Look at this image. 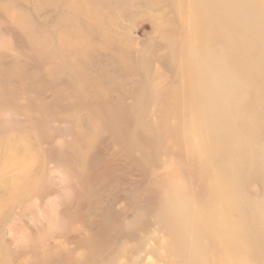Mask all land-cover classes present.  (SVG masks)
Masks as SVG:
<instances>
[{
  "label": "rangeland",
  "instance_id": "obj_1",
  "mask_svg": "<svg viewBox=\"0 0 264 264\" xmlns=\"http://www.w3.org/2000/svg\"><path fill=\"white\" fill-rule=\"evenodd\" d=\"M210 2L0 0V264H264V4Z\"/></svg>",
  "mask_w": 264,
  "mask_h": 264
},
{
  "label": "bare ground",
  "instance_id": "obj_2",
  "mask_svg": "<svg viewBox=\"0 0 264 264\" xmlns=\"http://www.w3.org/2000/svg\"><path fill=\"white\" fill-rule=\"evenodd\" d=\"M210 6L204 7L201 10V14L203 15V17H205V21L207 22H212L215 23L216 28L211 25L210 23H208L210 25V29L209 31L205 32L206 34H208L206 36V41L208 42H213L214 40V35L217 34L216 32L219 31L221 33V28H222V24H221V20L219 18L220 14L223 15L224 12L228 11L231 9V7H235L240 13L244 14L241 11H248L249 7L248 5H246V0H210ZM216 2V3H214ZM217 4V5H215ZM261 4H264V0H261ZM88 13L90 14V16H92L93 18L95 17V13L92 11H88ZM260 18L262 19L261 24L262 26H264V14L262 13L260 15ZM208 24L206 23V25L208 26ZM242 25L241 23L238 24V28H240ZM247 31V35L249 33V30L246 28ZM204 35V34H203ZM248 52H249V48L246 50V59L245 62H247L249 60V56H248ZM241 61V58L237 60V63ZM236 63V61H234ZM249 63L247 62V64L245 65V68L239 71V75H237L236 72H229L228 74V79L231 82H240V83H246L248 81V77H250V68L248 67ZM248 85V84H247ZM203 89V88H202ZM217 103H219L217 106L219 107L217 109L218 113L224 112L226 110L225 105L220 101H217ZM202 139V137H200ZM179 183H183L182 180L179 181ZM177 193L183 195L184 197H176L180 200L173 202L172 206H177L178 207V211H176V213L178 214V212H184L186 208H190V210H193L194 213H191L196 215L197 217H199L200 219H194L193 221H191L189 224L187 225H180L177 224L176 226L172 227V230L167 231L169 237L172 239L174 237H177L179 235V233L181 231H190L191 233H193L197 227L201 228V231L204 229V231L207 232V235H210V233H213L216 235L217 230H220L219 228L222 229V231L224 230V236L227 238H231L232 241H234V237H233V232L231 231V228L227 227L228 225H223V223L220 221L219 218H214L212 219L211 217H208V214L206 215L205 213L199 212L198 210H196L194 207H196L197 202H195L194 200H192L191 202L188 201L189 196L187 194H182L179 191L175 190ZM176 193V194H177ZM177 194V195H179ZM180 196V195H179ZM221 198V194L219 193V199ZM207 202V201H204ZM168 219H170V215L167 216ZM229 224V223H228ZM230 225V224H229ZM239 231V230H237ZM235 231V232H237ZM242 232V230H241ZM212 239V238H211ZM214 242H210V245H214ZM212 247V246H211ZM232 249L233 246L231 244H228L227 246H222V249L220 250V260L228 263L232 256Z\"/></svg>",
  "mask_w": 264,
  "mask_h": 264
}]
</instances>
